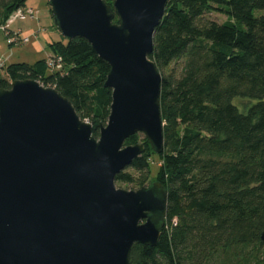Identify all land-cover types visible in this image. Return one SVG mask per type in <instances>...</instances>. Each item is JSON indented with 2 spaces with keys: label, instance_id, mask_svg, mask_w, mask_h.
<instances>
[{
  "label": "trees",
  "instance_id": "16d2710c",
  "mask_svg": "<svg viewBox=\"0 0 264 264\" xmlns=\"http://www.w3.org/2000/svg\"><path fill=\"white\" fill-rule=\"evenodd\" d=\"M26 2L0 0V28ZM213 11L228 19H211ZM260 11L264 0H168L150 55L162 75L164 150L155 153L144 138L145 152L115 178L146 186L152 155L158 156L157 180L168 190L166 223L156 245L133 246L131 264H264ZM50 48L51 56L62 58V71H50L46 59L3 63L0 87L34 79L67 97L83 120L106 122L108 62L84 38L53 41ZM239 97L250 100L245 112L233 104ZM138 142L136 133L125 144Z\"/></svg>",
  "mask_w": 264,
  "mask_h": 264
},
{
  "label": "water",
  "instance_id": "95a60500",
  "mask_svg": "<svg viewBox=\"0 0 264 264\" xmlns=\"http://www.w3.org/2000/svg\"><path fill=\"white\" fill-rule=\"evenodd\" d=\"M48 1L61 34L86 39L110 65V114L85 121L34 79L0 87V264H131L133 246L156 245L166 223L160 181L126 190L115 178L146 150L125 144L134 134L164 150L150 55L168 0Z\"/></svg>",
  "mask_w": 264,
  "mask_h": 264
},
{
  "label": "rangeland",
  "instance_id": "374dc122",
  "mask_svg": "<svg viewBox=\"0 0 264 264\" xmlns=\"http://www.w3.org/2000/svg\"><path fill=\"white\" fill-rule=\"evenodd\" d=\"M26 7L34 8L36 16L14 19L11 21L10 28L15 31H20L21 37H29L30 41L28 43H17L13 46L9 45L5 31L0 28V61L6 65L21 62L32 64L40 59L48 60L52 53L50 43L53 41L66 40L54 22L48 0H27ZM260 14H264V11H260ZM207 16L218 22H224L228 19L225 14L216 11L208 13ZM249 103V99L241 97L233 100V104L238 106L242 112L246 111V107ZM103 123L106 124L107 121ZM98 134H96L97 137ZM144 138L145 135L139 133L138 143H143L142 140ZM151 162V175L147 185L154 181H158L157 173L159 167L162 165V162L156 155H152ZM116 185L118 188L126 190L138 189L131 183H116Z\"/></svg>",
  "mask_w": 264,
  "mask_h": 264
},
{
  "label": "built area",
  "instance_id": "2783aa9c",
  "mask_svg": "<svg viewBox=\"0 0 264 264\" xmlns=\"http://www.w3.org/2000/svg\"><path fill=\"white\" fill-rule=\"evenodd\" d=\"M25 15L33 16V10L32 9H27V8H19L17 9L9 19L8 23H11L14 19L17 18H22ZM6 37H7V42L10 45H14L17 43H28L30 41L29 37H21L19 31H12L8 30L6 27H4ZM2 61H0V66L2 65ZM47 66L50 71L52 72H58L62 71V58L60 56H50L49 59L47 60ZM174 222L176 220L174 219Z\"/></svg>",
  "mask_w": 264,
  "mask_h": 264
},
{
  "label": "crops",
  "instance_id": "0c3cea01",
  "mask_svg": "<svg viewBox=\"0 0 264 264\" xmlns=\"http://www.w3.org/2000/svg\"><path fill=\"white\" fill-rule=\"evenodd\" d=\"M24 8H27L26 6L24 7ZM28 9V8H27ZM29 9H32L33 10V16H30V17H35L36 16V13H35V11H34V8H29ZM29 15H25V16H23L22 18H20V19H24V18H26V17H28ZM36 19V18H35ZM10 25H11V23H7L5 26H3V27H1V29L2 30H4V27H6L8 30H12V31H15L14 29H11L10 28ZM5 31V30H4ZM20 32V31H19ZM13 46V45H12ZM52 54V53H51Z\"/></svg>",
  "mask_w": 264,
  "mask_h": 264
}]
</instances>
